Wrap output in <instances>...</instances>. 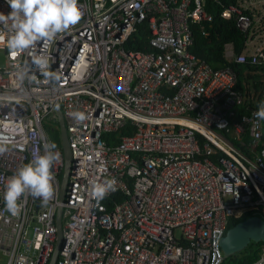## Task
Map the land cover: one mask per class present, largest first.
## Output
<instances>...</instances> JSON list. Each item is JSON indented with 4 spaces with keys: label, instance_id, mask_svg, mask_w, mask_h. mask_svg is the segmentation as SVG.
<instances>
[{
    "label": "built area",
    "instance_id": "obj_1",
    "mask_svg": "<svg viewBox=\"0 0 264 264\" xmlns=\"http://www.w3.org/2000/svg\"><path fill=\"white\" fill-rule=\"evenodd\" d=\"M263 4L78 0L80 21L51 41L15 55L0 42L7 58L0 68V264H50L59 210L55 264H226L221 241L230 220L250 212L264 219V119L246 106L230 69L213 70L193 52L194 25L208 35L215 7L252 38ZM10 11L0 0V13ZM144 22L153 51L126 48ZM0 31L8 34L3 25ZM41 56L47 69L36 64ZM230 56L264 67L262 48ZM57 105L72 157L64 200L61 138L50 136L59 128L45 126L58 124ZM74 112L87 118L77 121ZM47 143L59 153L50 169L54 195L45 203L26 193L13 215L7 179ZM109 179L114 190L98 199L92 183ZM251 264H264V245Z\"/></svg>",
    "mask_w": 264,
    "mask_h": 264
},
{
    "label": "clouds",
    "instance_id": "obj_2",
    "mask_svg": "<svg viewBox=\"0 0 264 264\" xmlns=\"http://www.w3.org/2000/svg\"><path fill=\"white\" fill-rule=\"evenodd\" d=\"M11 11L5 15L0 13V25L7 30L0 31V42L6 41L9 52L13 55L33 47L37 41H51L58 33L64 32L70 26L77 24L82 16L78 0H5ZM9 21L11 22L9 24ZM36 64L41 69H47L46 57H38ZM77 121L87 117L83 112L70 113ZM258 119H264V101L255 113ZM44 154H36L33 159L20 167L15 174L7 179L4 201L7 210L17 215V201L26 193L41 198L47 203L54 195L53 176L50 171L59 159V153L54 151V143L45 144ZM5 151L0 146V152ZM116 181L105 180L103 183L93 182L92 194L98 199L114 190Z\"/></svg>",
    "mask_w": 264,
    "mask_h": 264
},
{
    "label": "trees",
    "instance_id": "obj_3",
    "mask_svg": "<svg viewBox=\"0 0 264 264\" xmlns=\"http://www.w3.org/2000/svg\"><path fill=\"white\" fill-rule=\"evenodd\" d=\"M227 4L235 3V0H225ZM215 12V10H214ZM216 16L214 21L209 24H205L208 35H204L201 26L194 25L195 30V44L193 46V52L201 59H204L210 67L216 71L230 69L237 79L236 89L240 91L246 97V106L259 107L260 103L264 100V67H253L250 65L240 66L234 62L229 61L226 58L225 51L226 46L231 45L235 55H239L246 52L247 38L237 27L236 23L221 18L219 12L214 13ZM148 25L146 22L139 26L138 31L132 36L127 43L126 48L135 51L152 52L153 49L148 43ZM254 82L253 90L251 82ZM249 86H251L249 88ZM237 111V109H236ZM239 115L246 112L245 107L240 108ZM238 114V113H237ZM231 122L234 118L230 117ZM50 132V131H49ZM59 133L50 132V136L58 139L56 136ZM124 134H127L125 131ZM115 137V136H114ZM253 216V212L244 215L240 219H231L229 223V229L237 225L238 223ZM264 244L250 243L244 251L230 257L226 264H251L258 257V250Z\"/></svg>",
    "mask_w": 264,
    "mask_h": 264
},
{
    "label": "water",
    "instance_id": "obj_4",
    "mask_svg": "<svg viewBox=\"0 0 264 264\" xmlns=\"http://www.w3.org/2000/svg\"><path fill=\"white\" fill-rule=\"evenodd\" d=\"M57 120L62 144V156L64 160V171L60 180L61 200H64L65 191L69 183V173L72 169V157L69 149L67 125L60 109L56 107ZM62 210L57 214L58 244L50 264H55L62 245L63 233L61 223ZM250 243L264 244V219L252 216L230 228L221 241L222 250L226 259L244 251Z\"/></svg>",
    "mask_w": 264,
    "mask_h": 264
},
{
    "label": "crops",
    "instance_id": "obj_5",
    "mask_svg": "<svg viewBox=\"0 0 264 264\" xmlns=\"http://www.w3.org/2000/svg\"><path fill=\"white\" fill-rule=\"evenodd\" d=\"M261 7H264V4L261 6ZM213 9V12H214V10H215V7H213L212 8ZM218 12V11H217ZM216 12V13H217ZM215 13V12H214ZM260 15H261V17H262V22H261V26H257V27H255L254 28V30L256 29V28H258L259 30L257 31V32H262L263 34L262 35H259V36H253L252 38H247V39H249V40H247L246 41V46H247V50H246V52H243V53H241V54H244V55H251L252 53H254L255 51H257L258 49H264V47H261V45H260V42H264V10H261L260 11ZM262 28V29H261ZM261 29V30H260ZM230 48H232V46L231 45H227L226 46V51H225V55H226V58L228 59V58H230V59H232L231 58V54H234V52H233V49H231L230 50ZM235 55V54H234ZM230 56V57H229ZM230 59H229V61H230ZM214 70V69H213ZM219 71V70H218ZM262 82H264V80H262ZM251 85H252V87L251 86H249V88L251 89V90H253L252 88H253V86L255 85L254 84V82L252 81L251 82ZM256 108H259V107H256ZM239 110H240V108L239 109H237V111H236V113H238L237 115L239 116ZM246 113V112H245ZM245 113H243V114H245ZM242 114V115H243ZM234 118V121L233 122H235L236 120H237V117H233ZM243 141L244 142H246L247 144H251L252 143V137L250 136V134L249 133H247V134H245L244 136H243ZM236 144H238V142H236ZM240 144H238V146H239ZM261 147V146H260ZM244 150H245V152H247V153H250L249 152V150H247L246 148H244ZM254 157V156H253Z\"/></svg>",
    "mask_w": 264,
    "mask_h": 264
},
{
    "label": "rangeland",
    "instance_id": "obj_6",
    "mask_svg": "<svg viewBox=\"0 0 264 264\" xmlns=\"http://www.w3.org/2000/svg\"><path fill=\"white\" fill-rule=\"evenodd\" d=\"M262 29V28H261ZM260 29V30H261ZM259 29L258 28H256L253 32H251V35H255V36H259V35H262L263 33L262 32H257ZM253 33V34H252ZM259 34V35H258ZM260 45H261V47H264V42L262 41V42H260ZM231 49H233V48H230V50ZM232 51V50H231ZM230 57V56H229ZM228 59H230V58H228ZM6 61H7V58H6V52L4 51V50H0V68L1 69H4L5 67H6ZM48 125H50L51 127H53V129L55 128V129H58L59 128V124H57V123H52L51 121H49V120H46L45 121V126H48ZM56 136H58V134L56 135ZM58 139H60V135L58 136ZM229 259V258H228ZM227 259V260H228ZM226 260V261H227Z\"/></svg>",
    "mask_w": 264,
    "mask_h": 264
}]
</instances>
